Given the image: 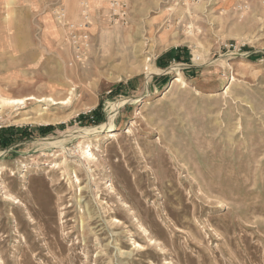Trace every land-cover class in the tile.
<instances>
[{"label": "rangeland", "instance_id": "obj_1", "mask_svg": "<svg viewBox=\"0 0 264 264\" xmlns=\"http://www.w3.org/2000/svg\"><path fill=\"white\" fill-rule=\"evenodd\" d=\"M127 8L48 3L33 51L0 52V107L27 99L0 108L26 132L0 147V264H264V0Z\"/></svg>", "mask_w": 264, "mask_h": 264}, {"label": "crops", "instance_id": "obj_2", "mask_svg": "<svg viewBox=\"0 0 264 264\" xmlns=\"http://www.w3.org/2000/svg\"><path fill=\"white\" fill-rule=\"evenodd\" d=\"M54 1L58 0H0V52H32L35 28L42 32L46 27L43 8ZM7 6L13 11H6Z\"/></svg>", "mask_w": 264, "mask_h": 264}, {"label": "built area", "instance_id": "obj_3", "mask_svg": "<svg viewBox=\"0 0 264 264\" xmlns=\"http://www.w3.org/2000/svg\"><path fill=\"white\" fill-rule=\"evenodd\" d=\"M109 20H117L123 22L127 18V0H109ZM56 13V19L61 20L63 18V13L57 9L54 11ZM89 15L87 8L81 12V21L76 24L70 23L66 25L67 36L71 44V49L73 54L76 56L78 62L82 61L79 58L84 56V53L89 48Z\"/></svg>", "mask_w": 264, "mask_h": 264}, {"label": "trees", "instance_id": "obj_4", "mask_svg": "<svg viewBox=\"0 0 264 264\" xmlns=\"http://www.w3.org/2000/svg\"><path fill=\"white\" fill-rule=\"evenodd\" d=\"M179 52H180V50H178V49L172 50V51L167 52L164 57H167V58L172 57L173 60L180 61ZM158 67H160L159 64H158ZM91 113H94V112H91ZM90 117L93 118L94 116H90ZM81 119L87 120V117H81ZM51 129H52L51 126H47L45 128H42L41 132L51 130ZM12 134H15V135L11 136ZM24 136H26V132H25V130H22V129L19 130L16 128H8L6 130H1L0 131V147L5 149V148L9 147L16 140V138L24 137ZM11 137H13V138H11Z\"/></svg>", "mask_w": 264, "mask_h": 264}, {"label": "bare ground", "instance_id": "obj_5", "mask_svg": "<svg viewBox=\"0 0 264 264\" xmlns=\"http://www.w3.org/2000/svg\"><path fill=\"white\" fill-rule=\"evenodd\" d=\"M106 4H107V2H106ZM107 6V5H106ZM176 81H180V79L179 78H177L176 79ZM32 100H34L35 101V104H37V103H39L42 99H36V98H34V97H30ZM30 100V99H29ZM28 100V101H29ZM24 101H27V99L26 100H24V99H15V100H12V101H2L1 102V107H3V105L5 106V104H10V105H14V103H20L21 105L22 104H24ZM0 107V108H1ZM9 107V106H8ZM45 125H47V124H45ZM83 155H84V157L87 159V160H89L93 155L92 154H90L88 151H84L83 152ZM116 222V221H115Z\"/></svg>", "mask_w": 264, "mask_h": 264}]
</instances>
